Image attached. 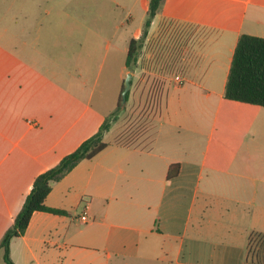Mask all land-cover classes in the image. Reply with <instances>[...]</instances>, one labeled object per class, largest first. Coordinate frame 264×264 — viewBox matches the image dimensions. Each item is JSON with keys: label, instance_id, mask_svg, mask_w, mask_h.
<instances>
[{"label": "crops", "instance_id": "crops-1", "mask_svg": "<svg viewBox=\"0 0 264 264\" xmlns=\"http://www.w3.org/2000/svg\"><path fill=\"white\" fill-rule=\"evenodd\" d=\"M124 4L131 22L142 13L138 39L149 0ZM49 21L0 24V240L34 179L116 110L128 73L127 105L141 84L163 106L147 144L120 142L112 127L104 150L52 185L45 204L67 215L35 212L10 243L12 262L264 264L262 242L250 244L264 235V108L223 97L239 37L264 38V0H164L141 64L115 72L112 39L83 41L81 20ZM105 67L111 86L96 92Z\"/></svg>", "mask_w": 264, "mask_h": 264}, {"label": "rangeland", "instance_id": "rangeland-1", "mask_svg": "<svg viewBox=\"0 0 264 264\" xmlns=\"http://www.w3.org/2000/svg\"><path fill=\"white\" fill-rule=\"evenodd\" d=\"M126 0H0V24H11L12 29H17L15 23L26 24L25 21L50 20L49 22L56 24L60 19L81 20L79 31L75 32L83 41H89L92 35L100 33L107 39H112L111 46L119 48L117 58L113 61L112 71H120L124 65L125 52L128 47V41L131 34L138 27L139 17L141 16L140 8H135L134 20H128V12L121 6L129 3ZM133 1V0H132ZM116 3H120L117 5ZM83 21V22H82ZM115 24L119 25L117 35H114ZM51 26V25H50ZM45 28V27H44ZM77 38H71L72 43ZM89 44V43H87ZM105 44V43H104ZM112 52L113 49L111 48ZM85 50L83 52V55ZM139 57V56H138ZM138 62V59H137ZM141 63H136L140 65ZM107 67V66H106ZM106 67L103 69L96 92L108 90L111 82V75L107 73ZM132 70V69H130ZM110 75V76H109ZM141 74H138V76ZM139 76V77H140ZM126 78V76L124 77ZM90 80V76H88ZM114 80V77H113ZM124 84V80L121 85ZM121 91V90H120ZM136 100L127 102L121 107V112L117 119L112 122L111 128L115 129L117 140L123 143H132L145 145L151 139L156 128V118L161 111L163 101H153L160 95L159 91L154 93H144L141 84L136 88ZM106 96L110 93L106 92ZM163 91H161V98ZM129 97L132 94L129 91ZM130 99V98H129ZM147 100V101H145ZM128 101V100H127ZM108 139H111L109 136ZM262 241L252 238V247ZM264 246L260 247V249Z\"/></svg>", "mask_w": 264, "mask_h": 264}, {"label": "trees", "instance_id": "trees-1", "mask_svg": "<svg viewBox=\"0 0 264 264\" xmlns=\"http://www.w3.org/2000/svg\"><path fill=\"white\" fill-rule=\"evenodd\" d=\"M164 0H149L147 17L142 27V34L138 39H131L128 43L125 57V67L130 70L136 63L144 40L146 38L152 19L159 12ZM119 94L116 110L106 117L98 131L83 141L76 150L66 155L54 167L38 175L32 184L30 193L25 198L23 205L14 218L12 226L7 229L0 240V250L3 251L4 264H14L10 258V243L13 239L21 237L35 212H46L54 215H67L63 210L49 208L45 200L52 189V185L62 180L80 162L90 160L104 150L108 144L103 141L104 134L111 128L121 112V92ZM129 91L126 94L128 100ZM225 100L234 101L264 108V38L250 35H241L233 54L228 73L224 95ZM180 166L172 164L167 171V180H171L179 173ZM256 236L264 246V235ZM261 249L258 250V255ZM264 260V259H263ZM260 260V261H263Z\"/></svg>", "mask_w": 264, "mask_h": 264}, {"label": "water", "instance_id": "water-1", "mask_svg": "<svg viewBox=\"0 0 264 264\" xmlns=\"http://www.w3.org/2000/svg\"><path fill=\"white\" fill-rule=\"evenodd\" d=\"M130 79H131V74L128 73L126 75V78L124 79V88H123V91L121 92V105L122 106L126 103V94L130 88Z\"/></svg>", "mask_w": 264, "mask_h": 264}, {"label": "built area", "instance_id": "built-area-1", "mask_svg": "<svg viewBox=\"0 0 264 264\" xmlns=\"http://www.w3.org/2000/svg\"><path fill=\"white\" fill-rule=\"evenodd\" d=\"M176 80L177 81H180V79L178 77H176ZM81 220L82 221H87L86 217H85V214L81 217Z\"/></svg>", "mask_w": 264, "mask_h": 264}]
</instances>
